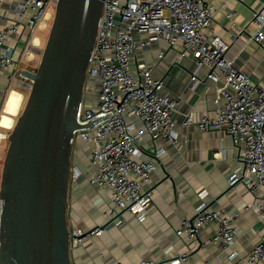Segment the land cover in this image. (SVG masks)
<instances>
[{"label": "built area", "instance_id": "obj_1", "mask_svg": "<svg viewBox=\"0 0 264 264\" xmlns=\"http://www.w3.org/2000/svg\"><path fill=\"white\" fill-rule=\"evenodd\" d=\"M57 2L0 0V78L6 75V85L17 82L20 53L33 45L36 30ZM213 10L212 0H102L75 116L79 127L70 138L69 183L88 170V183L107 189L111 207L105 212L106 217L120 216L125 211L143 219L152 203L150 175L156 163L141 158L143 134L148 133L151 140L166 138L176 143L178 139L173 113L183 99L163 93V78L152 73L163 60L164 52L160 51L152 63L136 61L135 67L130 66L131 55L137 50L164 39L175 50L172 63L184 57L194 60L190 88H196L202 80L197 73L203 66L204 79L216 83L213 107L196 119L192 110L184 112L181 124H194L199 130L221 129L231 138L238 147L240 166L229 176L228 183L257 190L254 208L264 226V77L251 82L246 73L234 66L233 59L226 55L227 43L212 30ZM251 23L254 28L248 39L264 51V1L253 9ZM24 30L28 37L20 43ZM135 33L144 36L137 39ZM221 78L223 85H217ZM133 117L141 121L140 126ZM2 134V139H6L8 134ZM85 153L87 166L83 169L80 157ZM206 192L202 188L198 196ZM236 214L231 210L224 214L223 210L199 202L175 229L187 248L169 255L168 264H187L194 248L192 243L202 248L214 244L225 253L224 258L208 255L202 264H264V232L244 255L234 246L242 233L233 220ZM105 227L106 224L87 229L68 227L70 249ZM205 227L211 233L202 240L199 231ZM130 264L159 263L145 257Z\"/></svg>", "mask_w": 264, "mask_h": 264}, {"label": "crops", "instance_id": "obj_2", "mask_svg": "<svg viewBox=\"0 0 264 264\" xmlns=\"http://www.w3.org/2000/svg\"><path fill=\"white\" fill-rule=\"evenodd\" d=\"M262 1L212 0V30L227 43L226 55L233 59L236 68L248 75L251 82H259L264 77V51L248 39V33L254 28L251 23L253 9ZM25 31L22 32L24 39L20 43L28 37ZM36 32L32 38L33 46L41 40L42 33ZM134 36L138 39L144 34L135 33ZM160 51L164 52L163 60L152 73L155 77L163 78V93L180 95L183 102L173 113L178 132L176 143L166 138L151 140L148 133L143 134L141 158L156 163L150 175L152 203L143 219L125 211L120 216L109 218L105 214L111 207L107 189L91 186L87 181L88 170L78 179L70 181L67 226L87 229L106 224L99 234L70 249L71 264H130L145 257H152L159 264H168L169 255L187 248L175 234V229L201 201L212 209L223 210L224 214L229 210L237 213L233 220L242 233L234 246L240 255L247 253L264 232L263 222L258 219L254 208L257 190L249 191L240 183L234 186L228 183L229 176L240 166L238 147L221 129L199 130L194 124H181L184 112L192 110L196 119L213 107V88L216 83L204 79L206 67L203 66L197 73L202 79L200 83L196 88H190L194 60L184 57L180 62L172 63L176 53L164 39L153 42L149 48L137 50L131 55L130 66L135 67L136 61L152 63ZM223 83L221 78L217 85ZM6 84V75H3L0 78V94ZM206 86L209 88L206 89ZM16 92L19 94L17 106L14 112H7L10 116L8 125L0 122L2 128L11 127L12 118L24 100V91ZM4 111L3 103L0 119L6 113ZM133 121L137 126L141 125L137 117H133ZM80 159L85 169L87 153ZM202 188H206L207 192L199 197L198 192ZM210 233L209 227L202 228L199 237L206 239ZM191 246L194 248L186 259L187 264H202L203 258L208 255L219 258L225 256L214 244H208L206 248L197 247L194 243Z\"/></svg>", "mask_w": 264, "mask_h": 264}, {"label": "water", "instance_id": "obj_3", "mask_svg": "<svg viewBox=\"0 0 264 264\" xmlns=\"http://www.w3.org/2000/svg\"><path fill=\"white\" fill-rule=\"evenodd\" d=\"M102 0H58L0 176V264H71L70 138Z\"/></svg>", "mask_w": 264, "mask_h": 264}, {"label": "rangeland", "instance_id": "obj_4", "mask_svg": "<svg viewBox=\"0 0 264 264\" xmlns=\"http://www.w3.org/2000/svg\"><path fill=\"white\" fill-rule=\"evenodd\" d=\"M53 13H54V9L51 8L49 10V13L47 14V16L44 18L43 24H42V31H38L36 32V34L42 33L41 34V40L38 43V45L33 46H26L24 50L21 51L20 53V68L23 69H29L31 71H34L37 68L38 65V61L40 58V55L42 53L46 38H47V34L49 32V28L52 22V17H53ZM16 80L17 82L14 83L13 85H6L3 89L2 92L0 94V113L2 112V106L3 103L5 102V98L7 93L11 90H17V91H24V100L22 102V105L19 107V110L17 111V113L13 116L12 120L13 123L15 122L18 114L21 112L24 102L26 100V97L28 95L29 92V83L30 80L21 76L20 74H16ZM12 126V125H11ZM0 131L2 133L8 134L9 130L6 128H2L0 127ZM8 145V140L6 139H2L0 142V176H1V168H2V162H3V158H4V154L6 151V147Z\"/></svg>", "mask_w": 264, "mask_h": 264}, {"label": "bare ground", "instance_id": "obj_5", "mask_svg": "<svg viewBox=\"0 0 264 264\" xmlns=\"http://www.w3.org/2000/svg\"><path fill=\"white\" fill-rule=\"evenodd\" d=\"M19 94L16 92V90L11 89L5 98L4 102V114L1 115L0 122L4 125H8L10 123V116L7 114V112H14L17 103H18ZM3 138V134L0 133V140Z\"/></svg>", "mask_w": 264, "mask_h": 264}]
</instances>
